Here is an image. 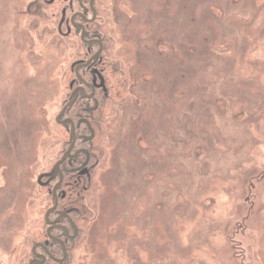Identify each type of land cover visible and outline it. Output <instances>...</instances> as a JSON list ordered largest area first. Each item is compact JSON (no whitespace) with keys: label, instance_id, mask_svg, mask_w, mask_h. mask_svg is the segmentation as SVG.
Masks as SVG:
<instances>
[{"label":"rangeland","instance_id":"374dc122","mask_svg":"<svg viewBox=\"0 0 264 264\" xmlns=\"http://www.w3.org/2000/svg\"><path fill=\"white\" fill-rule=\"evenodd\" d=\"M52 1L0 0V264L33 259L68 139L81 43ZM96 5L111 141L70 264H264V0Z\"/></svg>","mask_w":264,"mask_h":264},{"label":"trees","instance_id":"16d2710c","mask_svg":"<svg viewBox=\"0 0 264 264\" xmlns=\"http://www.w3.org/2000/svg\"><path fill=\"white\" fill-rule=\"evenodd\" d=\"M52 3L54 6L58 5L60 19L63 15L65 19L75 15L74 21L80 22L79 27L70 23L79 31L81 52L73 64L75 86H69L71 92L61 107L58 118V125L68 134V139L62 144L53 171L41 174L45 181L50 180L48 185L53 182L49 192L52 206L47 210L44 219L47 226L42 236L44 240L33 245V259L27 264L72 262V254L79 241V224L88 222L89 208L92 207L90 196L99 187L94 180L95 171L104 164L106 150L111 141L110 128L105 119L108 94L105 95L104 92H109L111 72L104 60L95 58L100 44L103 51L107 44L102 38L100 26L97 25L99 10L96 0H53ZM93 67L101 72L105 80V90L97 88L95 93L88 97L92 87L85 83H91L93 80ZM77 85L83 86L84 90L75 95ZM53 221L56 224H53ZM35 252L41 253V256H37ZM36 257L38 260L34 259Z\"/></svg>","mask_w":264,"mask_h":264},{"label":"flooded vegetation","instance_id":"af4514ba","mask_svg":"<svg viewBox=\"0 0 264 264\" xmlns=\"http://www.w3.org/2000/svg\"><path fill=\"white\" fill-rule=\"evenodd\" d=\"M65 18V17H64ZM63 18V19H64ZM76 21V19H75V15H73V16H71L70 17V22L73 24V26H75V27H79V23L78 22H75ZM102 51H103V46H102V44H100V47H99V50L96 52V54H95V58H100V60H103V58H101V56L100 55H102L101 53H102ZM94 58V59H95ZM93 60V59H92ZM90 62V61H89ZM93 72L95 73V76H93V80L91 81V83L90 82H86L85 83V85H87V86H91L92 87V90H91V92L89 93V94H87L88 95V97H91L94 93H95V90L97 89V88H101V89H103V90H105V80H104V78L101 76V72H99V70L97 69V68H95V67H93ZM103 79V83H104V85H103V87L102 86H100V84H101V80ZM81 90H84V87L83 86H81V85H77L76 86V88H75V95H77V93L78 92H80ZM105 92V95L107 94V91L105 90L104 91ZM53 224H56L54 221H53ZM62 226V225H61ZM63 227H65V226H63ZM65 229V231H67V229H66V227L64 228ZM35 254L37 255V256H41V253H38V252H35ZM35 260H38V257H36V258H34ZM44 258H43V260H42V262H44Z\"/></svg>","mask_w":264,"mask_h":264},{"label":"water","instance_id":"95a60500","mask_svg":"<svg viewBox=\"0 0 264 264\" xmlns=\"http://www.w3.org/2000/svg\"><path fill=\"white\" fill-rule=\"evenodd\" d=\"M103 85H104V83H103V79H102V80H101V84H100V86L103 87ZM92 134H93V133H92ZM92 134L90 135V137H92ZM90 137H89V138H90ZM64 158H65V156H64ZM56 166H57V168H58V167H59V163H57Z\"/></svg>","mask_w":264,"mask_h":264}]
</instances>
